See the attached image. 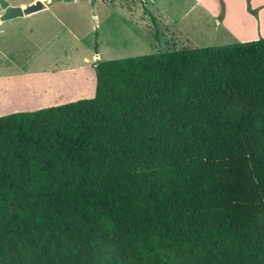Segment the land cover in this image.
<instances>
[{
	"label": "trees",
	"instance_id": "16d2710c",
	"mask_svg": "<svg viewBox=\"0 0 264 264\" xmlns=\"http://www.w3.org/2000/svg\"><path fill=\"white\" fill-rule=\"evenodd\" d=\"M94 71L0 115V264H264V37Z\"/></svg>",
	"mask_w": 264,
	"mask_h": 264
},
{
	"label": "rangeland",
	"instance_id": "374dc122",
	"mask_svg": "<svg viewBox=\"0 0 264 264\" xmlns=\"http://www.w3.org/2000/svg\"><path fill=\"white\" fill-rule=\"evenodd\" d=\"M10 1L24 10V16L14 21L46 24V32L55 35L56 41L52 43L50 55L58 64L69 61L74 67H83L79 72L83 78L81 86L80 82L71 86L61 82L54 87L53 93L57 95L63 92L64 98L86 91L89 93L77 98L94 95L93 67L98 56L94 53L98 47L101 52L98 60H106L240 41L222 25H216L210 14L204 18L198 16V8L192 9L188 16L180 20L182 9L192 6L193 0H152L158 7L156 11L144 0ZM234 5L239 6L236 2ZM216 18L220 20L219 16ZM257 35L260 38L261 35Z\"/></svg>",
	"mask_w": 264,
	"mask_h": 264
},
{
	"label": "crops",
	"instance_id": "0c3cea01",
	"mask_svg": "<svg viewBox=\"0 0 264 264\" xmlns=\"http://www.w3.org/2000/svg\"><path fill=\"white\" fill-rule=\"evenodd\" d=\"M8 1L11 5H17ZM144 1L155 11L158 9L152 0ZM222 2L221 10L218 0H193V8L188 6L185 10L182 9L180 20L188 16L192 9L198 8V16L204 18L210 14L216 25H222L225 30L239 37L240 41L257 39V34L264 37V0H249L253 12L247 9V0ZM234 2L239 6L236 7ZM21 16L0 22V115L57 105L88 94L86 91L64 98L63 92H58L57 95L53 93L57 83L65 82L71 86L80 82L81 86L83 78L79 72L83 67H74L69 61L58 64L50 55L52 43L56 41L55 35L46 32V24L14 21ZM218 16L219 21L216 18ZM99 53L98 47L94 53L98 55L96 58H99ZM93 78L95 79V75Z\"/></svg>",
	"mask_w": 264,
	"mask_h": 264
},
{
	"label": "water",
	"instance_id": "95a60500",
	"mask_svg": "<svg viewBox=\"0 0 264 264\" xmlns=\"http://www.w3.org/2000/svg\"><path fill=\"white\" fill-rule=\"evenodd\" d=\"M0 7L3 10L0 14V22L24 14V10L20 5H11L8 0H0ZM96 60H98V58H96Z\"/></svg>",
	"mask_w": 264,
	"mask_h": 264
}]
</instances>
